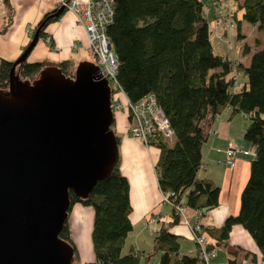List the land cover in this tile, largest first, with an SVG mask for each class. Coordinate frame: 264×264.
<instances>
[{"label":"trees","instance_id":"1","mask_svg":"<svg viewBox=\"0 0 264 264\" xmlns=\"http://www.w3.org/2000/svg\"><path fill=\"white\" fill-rule=\"evenodd\" d=\"M114 1L115 14L107 34L119 58L118 84L131 101L154 93L174 131L172 141L161 138L152 142L160 153L155 162L158 186L171 203L163 204L172 208L170 219H158L154 231L153 252L159 254L157 263L201 264L197 242L194 240L195 252H185L182 250L184 237L170 227L180 221L181 211L176 205L201 210L205 216L219 204L221 187L199 173L203 165L202 146L217 116L231 108L232 115L241 113L249 120L244 137L251 141L256 152L250 156V175L240 193L239 211L230 214L220 227H205L206 248L226 249L232 226L242 225L259 248L262 260L256 264H264V44L258 40L254 52L245 44L244 53L251 54L247 65L238 57L217 52L211 41L212 30L204 0ZM233 1L242 11V18L264 31V0ZM3 2L7 19L0 32L13 20L10 1ZM58 9L60 6L46 13L35 26L36 30L45 21L40 38L46 35L47 25L59 17L52 15ZM237 9L231 18L237 20V36L241 37ZM13 64L14 61L0 57L3 91L9 87ZM49 66L54 65L49 61L25 59L17 65L19 78L35 80ZM55 66L67 77L74 76L73 60H63ZM240 72L246 80L235 86ZM130 189L118 157L112 170L97 181L85 198L70 192L72 205L80 202L91 205L95 211L91 229L95 258L91 264H141L145 253L133 245L122 253L125 239L133 228ZM60 236L73 246L75 258L76 247L68 223ZM241 250L236 247L229 251V264H239L237 255Z\"/></svg>","mask_w":264,"mask_h":264},{"label":"water","instance_id":"2","mask_svg":"<svg viewBox=\"0 0 264 264\" xmlns=\"http://www.w3.org/2000/svg\"><path fill=\"white\" fill-rule=\"evenodd\" d=\"M44 25L0 89V264H75L73 246L60 236L70 192L85 198L119 157L112 89L97 79L94 61L80 62L70 77L57 66L32 83L16 74Z\"/></svg>","mask_w":264,"mask_h":264},{"label":"crops","instance_id":"3","mask_svg":"<svg viewBox=\"0 0 264 264\" xmlns=\"http://www.w3.org/2000/svg\"><path fill=\"white\" fill-rule=\"evenodd\" d=\"M9 1L13 7V20L5 31L0 32V57L14 61L20 57L25 51V47L31 42L35 26L45 17L46 13L53 12L58 4L56 0ZM211 1L214 3V9L208 7V17L213 19L214 29L223 26V33H227L228 30L226 24L223 23L222 16L217 15L221 0H210L207 6ZM0 4L5 9L3 26L7 19V8L3 0H0ZM60 15L62 16L61 19L58 17L46 27V34H50L52 37L51 44L45 43L44 36L46 35H44L39 38L26 59L49 61L54 66L60 61L69 59L73 60L75 66L83 61H93L89 60L91 50L88 46L87 35L83 26L77 23L75 14L67 9L63 10ZM74 42H78L77 48L73 47ZM249 62L248 59L246 65ZM248 122L249 120L243 114L232 115L231 108H226L217 116L212 131L202 146L203 165L199 171L200 176L208 177L214 184L221 187L219 204L209 210L203 218V223L208 226L220 227L230 214H235L240 209V193L250 175V155L238 153L235 164L232 166H226L221 160L226 159V149L230 143L241 149H249L252 145L251 141L244 137ZM117 133L119 134L117 144L120 170L128 178L131 187L132 211L130 220L133 222L132 231L135 235L130 246L133 245L139 252H149L150 249L146 248V245L149 247L154 243V231L158 226V220L150 222L147 218L156 214L157 219L169 220L172 209L169 204H163L158 186L155 162L160 156L159 149L154 145L146 146L140 140L132 138L124 128H119ZM80 207L82 206H77V208ZM84 209L81 208V210ZM87 210L90 212L89 218H94V211L92 209ZM196 219V210L186 207L183 209L180 221L170 227V230L175 234L184 237L182 250L187 253L196 251L192 232L189 228V223ZM232 227L228 237L229 244L226 249H223L226 254L218 256L222 248L217 249V254L212 259L213 263L229 264V251L235 250L236 247L242 249L237 255L239 264H256V262L261 261L259 248H257L254 237H251L242 225L236 224ZM145 233L150 235L149 244L143 241Z\"/></svg>","mask_w":264,"mask_h":264},{"label":"built area","instance_id":"4","mask_svg":"<svg viewBox=\"0 0 264 264\" xmlns=\"http://www.w3.org/2000/svg\"><path fill=\"white\" fill-rule=\"evenodd\" d=\"M58 6L63 7L64 10H69L75 14L77 23L82 25L87 35L88 46L92 49L95 55L98 57L96 65L98 70L96 71L97 79H107L109 81L110 89H112V110H125L128 111L129 127L128 132L136 139L141 140L146 146L152 145V142H156L158 139L163 138L167 141H172L174 137L173 128L170 125V121L166 117L164 109L154 93L150 92L137 101H131L125 95L123 89L120 88L116 75L118 73L119 58L116 55L114 47L112 45L110 36L107 34V28L112 24L115 14L116 1L114 0H56ZM219 16L226 20V23H232L229 13H224L222 8L219 10ZM61 19L62 16L59 15ZM45 43L51 44L52 37L50 34H46ZM81 42V41H80ZM78 42L73 43V47L77 48ZM235 86L237 82L235 81ZM119 91L121 97L115 96V92ZM227 157L221 162L229 165L235 164V158L238 153H243L246 156L255 155L256 149L254 146H250L249 149H241L235 144L230 143L227 146ZM162 202H169L166 195H162ZM171 204V203H170ZM181 214L183 209L179 205H176ZM157 215L153 214L147 218L150 222L157 219ZM196 220L189 223V228L192 232V239L197 242V250L200 251L199 257L201 264H214L212 259L217 254L216 249L208 250L206 248L207 233L206 226L203 223V214L201 210L196 211Z\"/></svg>","mask_w":264,"mask_h":264},{"label":"rangeland","instance_id":"5","mask_svg":"<svg viewBox=\"0 0 264 264\" xmlns=\"http://www.w3.org/2000/svg\"><path fill=\"white\" fill-rule=\"evenodd\" d=\"M208 1H210V0H204V2L206 3L207 13L209 11L208 7L214 9L213 1H211L209 6H207ZM0 6H1V8H0V27H1L2 23L4 21V18H5L4 17L5 9H4V6H2V4H0ZM221 8H222L224 13H229L230 18H231V14H232L233 10L237 9L236 4L233 0H221V2L219 3V9L217 11L218 16L220 15L219 10ZM236 16H237V18L241 19L240 29H241L242 36L241 37L237 36L238 29L236 26L237 20L235 18L232 17L233 23H226V20L223 19V23L226 24V28L228 30L227 33H223V26H221L217 29H214L213 19H211L209 17L210 23H211L210 28L212 30V40L211 41H213L214 49L217 52L228 53L231 58L238 57L239 59H241L245 63L248 61V59L251 55V54H248L246 52L244 53L243 48H244L245 44L246 43L249 44L250 45L249 48L253 52L256 51V48H257L256 44H257L258 40H260L262 42V44H264V31L263 30L260 31L256 25L254 26L252 23H250L246 19L242 18V11L241 10L237 9ZM221 40H222V42H221ZM90 50H91V52L89 54V60H93L94 62H96V60H98V57L95 55V53L92 49H90ZM15 71H16V74H19L17 66L15 68ZM238 78H239V81L235 80L237 82V84L239 82V84L237 86H239L240 84H242L244 82V80H246V76L242 72H240V74H238L237 79ZM20 80L21 81L27 80L31 83H32V81H34L30 78L23 79L21 77H20ZM0 89H1V87H0ZM116 97H120L122 100H124L123 97H121V93L119 91L115 92L114 98H116ZM127 112L128 111H124V110H116L114 112L115 113V116H114L115 124L113 126V129H114V132L116 133V135H119L117 133L118 129L124 128L126 133L128 135H130L132 138H134L128 132V127H129L130 122H129V117L127 115ZM134 139H136V138H134ZM225 165L226 166H232L229 164L228 165L225 164ZM77 204L82 206V207L77 208V206H78ZM81 208H85V209L81 210ZM87 209H92V211H94V209L91 205L85 206L80 202H76V204H73L70 207L69 216H68V219L66 221V223H68V225H69L70 234L72 236L73 243L76 247L75 258H73L75 264H91V262L94 261V258H95L93 244L91 241V233H90L91 232V226L93 223L92 222L93 217L89 218L90 212ZM94 214H95V211L93 212V216H94ZM134 235H135V233L133 231H132V233L130 232L128 234V236L126 237L125 242H124L125 244L122 248V253H126L129 250L130 245L133 242ZM149 236L150 235L148 233H145L143 235V237H145V239L143 241H145L148 244H149L148 241L150 239ZM146 248L150 249V251L144 252L145 254L141 258V264H157L156 262L158 261L159 254H156L155 252H153V243L149 247L146 245ZM221 254L222 255L226 254L225 250L221 249L218 256H221Z\"/></svg>","mask_w":264,"mask_h":264},{"label":"bare ground","instance_id":"6","mask_svg":"<svg viewBox=\"0 0 264 264\" xmlns=\"http://www.w3.org/2000/svg\"><path fill=\"white\" fill-rule=\"evenodd\" d=\"M50 45V44H49Z\"/></svg>","mask_w":264,"mask_h":264}]
</instances>
